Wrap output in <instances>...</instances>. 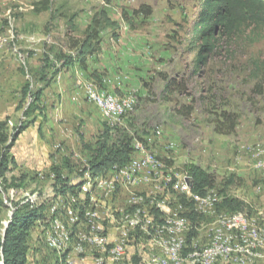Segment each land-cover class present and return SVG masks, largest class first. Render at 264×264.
Wrapping results in <instances>:
<instances>
[{"label":"rangeland","instance_id":"obj_1","mask_svg":"<svg viewBox=\"0 0 264 264\" xmlns=\"http://www.w3.org/2000/svg\"><path fill=\"white\" fill-rule=\"evenodd\" d=\"M6 2L4 14L0 13V38H6L0 61V120L9 117L8 134L13 125L25 119L23 109L16 110L24 83L32 81L33 90L42 84L36 81L44 56L56 62L58 51L74 52L70 45L86 38L85 30L101 10L117 24L100 30L96 48L85 57L86 69L78 64L62 69L44 87L39 102L44 116L36 111L10 150L14 161L8 178H25L19 188L2 193L7 205L2 212V229L11 214V199L32 195L38 201L43 196L51 198L49 206L72 202L65 196L54 198L48 189L53 164L60 165L74 183L85 182L81 171L89 156L86 146L99 136L105 122L86 99V84L133 99V109L112 128L133 136L134 148L139 142L146 145L163 173L178 180L184 175L185 163H196L215 174V186L209 192L220 199V190L232 174L234 180L226 187L228 195L245 201L247 207L242 212L248 216L264 213V172L253 167L247 150L249 145L264 142L263 27L241 29L208 54L201 65L197 63L199 45L192 47L199 0H48V5L46 0ZM142 5L149 11H140ZM44 7L48 9L42 10ZM46 72L50 77L51 69ZM223 112L235 118L229 133L216 131V126L226 122ZM156 129H160V136ZM167 190L170 199L176 191L171 187ZM74 196L80 203L87 199L82 193ZM215 203L212 213L202 212L203 217L185 234L186 239L193 233L194 248L209 241L217 215L224 212ZM132 208L136 206L128 203L123 213L131 215ZM115 211L109 209L117 216ZM177 212V216L182 215V211ZM49 226L41 242L32 232L28 264L54 261L46 242ZM145 241L151 242L150 237ZM81 263L85 261L76 264ZM254 264H264V260Z\"/></svg>","mask_w":264,"mask_h":264},{"label":"trees","instance_id":"obj_2","mask_svg":"<svg viewBox=\"0 0 264 264\" xmlns=\"http://www.w3.org/2000/svg\"><path fill=\"white\" fill-rule=\"evenodd\" d=\"M199 10L192 25L193 48L199 45L197 54V63L203 65L208 54L216 52L224 43L225 39L231 38L241 29L255 26L264 28V0H199ZM48 0H46V5ZM48 9V8H43ZM140 11L148 12L149 8L142 5ZM117 22L110 19L105 10H101L93 18V24L89 25L84 40H74L70 45L74 52L66 53L62 50L57 52L56 62H52L48 56H44L43 65L37 71V79L39 83L34 90L32 89V81L29 79L21 88V100L16 107V110L23 109L22 115L26 119L20 120L11 127L10 134L7 133L9 117L0 120V264H28L29 258V240L32 238V232L36 233V237L43 241V231L47 228L49 222L54 218L55 214L50 213L51 198H43L36 200V196L27 195L26 197L11 199V214L8 218V224L4 229L1 225L2 212L7 207L2 197V193L8 192L9 189L19 188L20 183L24 181L25 176H11L8 178L7 173L11 169L13 158L10 150L18 136L28 127L33 121V114L37 111L39 115L44 116V108L39 106V102L43 93V89L49 84L62 69H67L70 66L78 63L83 69H86L85 57L96 48L99 39V32L107 25H116ZM96 40L94 44L92 41ZM60 61V62H58ZM198 64V65H199ZM51 69L50 77H46L47 70ZM28 100L24 106V101ZM189 111V110H188ZM226 120L224 125L216 126V131L219 133H229L235 127V118L231 114L223 112ZM31 117V118H29ZM223 127V129H222ZM80 140L83 137L80 136ZM133 136L128 132L114 130L103 122L102 130L99 136L91 145L86 148L89 151L87 164L81 171L84 176L85 172L89 171L93 175L102 173L112 167H120L125 165L132 158ZM185 179L188 184H191V193L197 196H205L207 192L215 186V174L200 165L187 162L183 166ZM52 178H49L48 189L52 191L54 198L65 196V199H71L69 204L58 203L59 210L65 211L66 207L78 209L81 214L85 210H81L76 200L73 199L80 190L84 181L74 183V181L62 172L60 165H52ZM20 180L17 184L15 182ZM234 180V175H229L223 189L220 190L222 200L218 202V208L225 212H242L246 209L245 201L237 197H232L226 192L227 185ZM3 189V190H2ZM42 192L41 189H39ZM43 193V192H42ZM166 194V195H165ZM68 195V196H67ZM165 196H170V190L164 193ZM87 196V195H86ZM72 197V198H71ZM173 200V201H172ZM174 203V204H173ZM183 207L182 215L188 217L192 225L198 223L203 217V214L196 209V202L193 198H186L182 194L173 193L167 204L159 211L155 205L149 207L150 215L153 216L154 222H161L165 214L178 205ZM173 204V206H172ZM167 206L172 207L167 209ZM195 207V208H194ZM152 208V209H151ZM201 213V214H200ZM138 229H134L129 235ZM71 235L74 237L75 232L71 230ZM128 237V239L130 238ZM193 233L187 235L184 245V253L191 250ZM37 240L36 238H34ZM45 242V241H44ZM43 242V244H44ZM55 259L48 264H66L65 258L70 249H65L61 254L56 255ZM186 254V253H185ZM224 263V260L215 262ZM132 264H138V257L133 256Z\"/></svg>","mask_w":264,"mask_h":264},{"label":"bare ground","instance_id":"obj_3","mask_svg":"<svg viewBox=\"0 0 264 264\" xmlns=\"http://www.w3.org/2000/svg\"><path fill=\"white\" fill-rule=\"evenodd\" d=\"M4 41V38H0V48H2ZM84 88L86 99L100 111L106 120V124L110 127L121 124L125 116L133 109L134 101L131 97H120L90 84H86ZM171 147L173 146L170 145L169 148ZM146 149L147 146L140 142L134 148L135 151L143 153L142 158L146 159L145 164L141 162V159H130L123 166L113 167L112 192L116 191L117 184L120 186L134 183L135 180L133 182L131 179L133 173L140 175L141 171L145 172L143 177L152 180L154 184V189H150L151 191L132 194V204L136 208L135 210L132 208L133 214L130 211L131 215L126 214L121 218V231L118 240H114L117 242L111 243L105 233L104 225L103 228L99 229L89 226L101 221L93 206L90 205L80 214L78 209L71 207H66L65 211L59 210L58 202H56L49 208L50 213L55 214V216L49 222V230L46 231L47 246L55 250L57 254L71 248L65 258L66 264H72L73 258L84 253L87 248L95 249L99 253V255L94 256V264H105V262L107 264H125L127 238L134 229L139 228L140 231L144 232L143 234L151 237V242L160 250L159 253H151L146 264H215L218 260H224L227 263L254 264L264 250V213L256 217L248 216L244 212L224 211L219 213L215 219L209 241L201 248L198 245V248L193 246L191 250L185 252L186 254L183 252L185 234L191 228V222L186 216H177V211H181L183 206L177 203V208L175 206L169 213L165 214L160 223L154 222L149 207L155 205L162 212L161 209L169 200L168 196L164 195L168 191L167 188L171 187L182 195L184 192L179 188V181L176 178H171V184L162 182L157 185L154 183V180L159 179L155 174H148V169H153L154 164L158 173L164 171H161L156 156ZM247 150L253 167L264 172L263 165H256L264 163V142L249 145ZM168 174L172 176L170 173ZM108 176L109 169H105L104 172L97 175L87 171L83 179L86 184L93 187L99 185V180H107ZM186 183L188 184L187 180ZM100 185L109 191V181H102ZM184 196L193 198L196 202V209L201 213H212L213 204L222 200L209 191L202 197L193 195L191 192ZM238 215L244 220L236 223L234 220ZM81 221L85 223L86 227L84 231L75 233V241L71 235V226ZM72 239L75 242L72 243ZM209 252L214 255L208 259Z\"/></svg>","mask_w":264,"mask_h":264},{"label":"crops","instance_id":"obj_4","mask_svg":"<svg viewBox=\"0 0 264 264\" xmlns=\"http://www.w3.org/2000/svg\"><path fill=\"white\" fill-rule=\"evenodd\" d=\"M4 3L6 4V0H0V13L4 14V11L6 10V7L4 6ZM0 14V18L3 16ZM1 21V20H0ZM4 43L6 42V38H4ZM74 64L73 66H70L69 68H75L77 66ZM79 65V64H78ZM91 85V84H90ZM95 86V85H93ZM96 108V107H95ZM105 120V119H104ZM106 121V120H105ZM102 128V126H101ZM100 128V129H101ZM142 153V152H141ZM131 160H140L141 158L139 156V153H132ZM141 157H143V153L141 154ZM171 159V158H169ZM69 176V174H66ZM145 172L141 171L140 173V178H145ZM70 178L72 176H69ZM97 188H99V185L91 187L90 185L86 184V182H83L82 187L80 190L77 191V194H85L87 195L86 201L84 200L83 203H80L77 199V204L81 208V210H85L86 208L93 206V201L95 200L96 203H94V208L98 212L99 219L103 221V225L105 228V233L110 239L111 243L114 244V240H118L119 234H120V228H121V218L124 217L127 213H123L124 207L129 203H132V194L133 193H144L147 191H151L154 189L153 186V181L146 179V183H141V180H135L134 183L131 184H125V185H118L116 186V191L112 192V195L110 196H105L103 191H107L104 186L100 185V190L97 192ZM151 189V190H150ZM68 196V195H67ZM76 197V196H75ZM93 199V200H92ZM173 201V200H172ZM115 209V213L117 214L114 215L113 213L109 212V209ZM177 208V205L176 207ZM183 209V208H182ZM181 209V211H182ZM109 212V213H108ZM108 213V214H107ZM102 217V219H101ZM106 223V224H104ZM113 224L117 225L118 227H113ZM108 231H106V227ZM85 223L84 222H79L77 224H73L71 226V230L73 232H82L85 230ZM144 232L136 230L133 232L126 242V261L125 264H132V258L133 256L138 257V264H146L147 260L150 256L151 253H155L154 251H157V247L154 246L151 242L145 241V237H147L146 234H143ZM129 237V236H128ZM150 237V236H148ZM151 239V237H150ZM130 242V243H128ZM136 242V243H135ZM91 251V252H90ZM93 251V252H92ZM160 251V250H159ZM95 252V253H94ZM128 252V254H127ZM158 252V251H157ZM88 254L87 257L85 254ZM149 254V255H148ZM81 255H84L83 257ZM99 255V253L95 249L87 248L84 253L80 255H76L75 258H73L72 263L76 264L78 260H84V264H94V256ZM128 255V256H127ZM92 257V259H91ZM264 260V251L261 253V256L256 262H260ZM144 261V262H143ZM83 264V263H81ZM105 264H107L105 262Z\"/></svg>","mask_w":264,"mask_h":264},{"label":"built area","instance_id":"obj_5","mask_svg":"<svg viewBox=\"0 0 264 264\" xmlns=\"http://www.w3.org/2000/svg\"><path fill=\"white\" fill-rule=\"evenodd\" d=\"M156 131L158 132V136H160V129H156ZM133 151H134V149H133ZM134 152L135 153H139V156L141 158V162L143 164H145L146 159L141 157L140 151H134ZM256 165H263V170H264V163H262V164H256ZM148 174H155V176H157V178L159 179V181H161V182H167L169 184H171V178H173L172 176H169L168 173H158L156 171V167H155L154 164H153V169H148ZM131 179L133 180V182H134V180H141V183H146V178H140V175L139 174L133 173V177ZM102 181H109V191H103L104 195L105 196L112 195V187H113V167H112V169H109V176L107 177V180H99V188H97V192L96 193H98V191L100 190V182H102ZM178 181H179V188L182 189V192H184V195H186L189 192H192L191 191V184H187L186 183L185 174L182 176V178H178ZM94 203H96L95 200L93 201V206H94ZM167 209H171V207L167 206ZM242 220H244L243 217H240V215H238V217H236V219L234 221H236V223H238L239 221H242ZM89 226H92L95 229L103 228V221H100V222L91 224ZM70 253H73V252H70ZM211 255H214V254H212L211 252H209L208 259H209V257Z\"/></svg>","mask_w":264,"mask_h":264},{"label":"water","instance_id":"obj_6","mask_svg":"<svg viewBox=\"0 0 264 264\" xmlns=\"http://www.w3.org/2000/svg\"><path fill=\"white\" fill-rule=\"evenodd\" d=\"M8 222L6 223L5 227L7 226Z\"/></svg>","mask_w":264,"mask_h":264}]
</instances>
